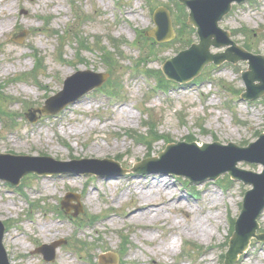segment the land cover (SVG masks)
I'll list each match as a JSON object with an SVG mask.
<instances>
[{
  "label": "rangeland",
  "instance_id": "obj_1",
  "mask_svg": "<svg viewBox=\"0 0 264 264\" xmlns=\"http://www.w3.org/2000/svg\"><path fill=\"white\" fill-rule=\"evenodd\" d=\"M158 6L169 10L175 32L162 43L145 35L155 26L151 14ZM0 7L12 20L0 35V152L50 156L78 171L26 174L18 186L0 180V221L6 227L3 244L10 263L88 264L95 258L91 263L101 264L98 255L110 253L111 264H222L232 222L251 185L221 174L189 186L184 177L158 172L172 160L189 164L185 158L143 163L172 142H255L264 132V95L239 98L247 62L207 63L187 83L167 81L160 71L164 60L198 41L185 24L188 9L177 0H0ZM219 25L236 44L264 54V0L233 4ZM224 50L210 47L212 53ZM3 68L11 70L3 73ZM84 70L107 76L60 111L35 112L36 120H28V112L43 107L63 90L65 79ZM157 78L166 80L162 87ZM95 80L86 77L73 89ZM107 86H114L118 96ZM128 109L137 115L130 122L121 112ZM69 129L79 133L69 134ZM139 136H147L144 143ZM95 144L105 151L95 152ZM86 146L92 149L84 154ZM105 158L126 171L107 172L111 167L103 163ZM237 166L263 170L260 163L239 161ZM136 167L147 171L133 172ZM158 175L165 176L175 197L156 196L162 217L146 229L127 213L140 201L135 187L157 183ZM191 190L195 195H189ZM70 192L78 197L69 200L75 208L65 212L60 201ZM197 217L207 232H188ZM258 223L257 232L264 233V209ZM56 240L61 243L52 261L33 252ZM235 264H264V241L251 239Z\"/></svg>",
  "mask_w": 264,
  "mask_h": 264
},
{
  "label": "water",
  "instance_id": "obj_2",
  "mask_svg": "<svg viewBox=\"0 0 264 264\" xmlns=\"http://www.w3.org/2000/svg\"><path fill=\"white\" fill-rule=\"evenodd\" d=\"M190 9L188 23L195 29L199 37L198 43H193L188 49L180 51L175 57L169 58L162 66L164 75L179 83L190 81L197 76L204 65L213 62L219 65L224 61L236 63L239 60H247L248 67L242 72V79L245 83V91L241 94L242 99H255L264 94V55L253 54L244 48L236 45L230 38L228 31L219 26V21L231 9L233 2L242 3L245 0H179ZM156 27L146 32L156 41L162 42L174 36L169 13L166 9L159 7L154 13ZM226 46L224 52L211 53L210 47ZM86 77L95 78V82L88 86L73 89V84H78ZM105 75L91 71H80L68 77L64 82V88L54 96L48 98L42 108L26 114L29 120H35V112L48 115L60 111L65 105L78 100L84 93L98 86L104 80ZM176 154V155H175ZM185 158L187 165L174 163L164 171L185 175L191 181H203L205 179H216L221 173L227 172L232 178L242 180L251 184L252 188L245 192L242 210L235 222L234 232L228 242V249L225 253L223 264H235L239 256L243 254L251 241L255 238L264 241V233H257L258 217L264 208V133L259 139L246 147H239L233 143L227 145L214 142L212 144L178 142L167 145L163 152L159 153L160 158L167 156ZM159 160L149 158L143 163L149 164ZM261 163V173L240 169L236 166L238 161ZM104 164L113 165L110 173L121 174L125 172L116 162L105 159ZM72 163L55 161L47 156H16L0 153V180L8 181L18 185L20 179L29 172L41 174H54L76 171L68 166ZM86 171V170H84ZM134 172L145 171L144 168H133ZM95 171L92 170V173ZM109 172V170H107ZM69 194L62 201V207L67 208ZM4 226L0 222V264H9L6 252L2 245ZM56 242L50 246L44 245L36 251L42 252L44 259L54 258V247ZM100 261L108 263L105 256H100Z\"/></svg>",
  "mask_w": 264,
  "mask_h": 264
},
{
  "label": "bare ground",
  "instance_id": "obj_3",
  "mask_svg": "<svg viewBox=\"0 0 264 264\" xmlns=\"http://www.w3.org/2000/svg\"><path fill=\"white\" fill-rule=\"evenodd\" d=\"M1 11H2V7H0V12ZM11 24H12V20L9 17V15L4 14V13H2V14L0 13V35L9 29ZM10 70L11 69H9V68H3V73H8ZM121 112H122V116L125 117V119L128 122L133 121L137 118V115L129 109L126 111L122 110ZM106 120H108V119H103L105 124H106ZM67 133H69V134L75 133L76 134L79 132H77V130L69 129L67 131ZM95 145H97V144H95ZM89 149H92V146H86L85 148H82L81 151H83V153L86 154ZM94 151L98 152V153H102L105 151V149L102 148L101 146L97 145L94 148ZM155 178H156L155 182H157V180H158L157 183L152 184L149 181V183L145 182L143 186H140V187L136 186L135 187L139 192V200L140 201H135L133 203L132 208L127 213L129 218L131 219V221L140 222L141 226L143 228H146V229H150L153 221L162 217V215L159 214L161 202L156 201V196L163 195L168 200H171L172 198L175 197L174 189L172 188V186L170 184L167 183L165 176H163V175L159 176L158 175ZM137 184L141 185L140 182H138ZM179 204L182 205L181 200L179 201ZM169 205H170V207L173 206L171 202L169 203ZM157 216H158V218H157ZM194 220H195V225H193L192 227H190L188 229L189 233L196 234L198 232H202V233L207 232V228L202 225V222L198 217L195 218ZM150 234L152 235V233H150ZM169 243L170 242H167L165 244L166 248L169 246Z\"/></svg>",
  "mask_w": 264,
  "mask_h": 264
},
{
  "label": "trees",
  "instance_id": "obj_4",
  "mask_svg": "<svg viewBox=\"0 0 264 264\" xmlns=\"http://www.w3.org/2000/svg\"><path fill=\"white\" fill-rule=\"evenodd\" d=\"M98 39H101V38H98ZM109 58H111V55H110V54H108V58H106L105 61H106L107 63L110 64V62H109ZM108 66H109V65H108ZM159 74H160V73H159ZM109 87H110V89H112V90L114 91V93H118V91L115 89L114 86H109ZM152 129H153V127H151V130H150V134H151V135H152V134H155L154 131H153ZM140 137L142 138V141H145L146 138H147V136H140Z\"/></svg>",
  "mask_w": 264,
  "mask_h": 264
}]
</instances>
